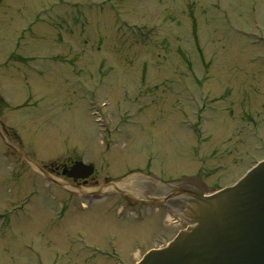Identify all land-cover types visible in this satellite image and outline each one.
Wrapping results in <instances>:
<instances>
[{
  "label": "rangeland",
  "instance_id": "374dc122",
  "mask_svg": "<svg viewBox=\"0 0 264 264\" xmlns=\"http://www.w3.org/2000/svg\"><path fill=\"white\" fill-rule=\"evenodd\" d=\"M0 132V264H136L184 224L18 153L230 187L264 160V0H0Z\"/></svg>",
  "mask_w": 264,
  "mask_h": 264
},
{
  "label": "water",
  "instance_id": "95a60500",
  "mask_svg": "<svg viewBox=\"0 0 264 264\" xmlns=\"http://www.w3.org/2000/svg\"><path fill=\"white\" fill-rule=\"evenodd\" d=\"M18 155L48 182L73 188L50 177L22 154ZM93 173L92 166L76 162L67 170L66 176L73 180H86ZM139 174L151 177L134 172L119 179L121 181L110 182L106 188L118 191L117 185L124 179L123 189L133 187L135 181H148L141 179ZM168 184L171 187L179 186L185 193L197 192L188 194L191 197L187 200L188 206L182 214L183 218H179L188 227L165 247L147 253L137 264H264V161L255 165L232 187L210 195H203L199 188L188 182ZM98 187L87 189L95 190ZM152 193L151 189H147V195Z\"/></svg>",
  "mask_w": 264,
  "mask_h": 264
},
{
  "label": "flooded vegetation",
  "instance_id": "af4514ba",
  "mask_svg": "<svg viewBox=\"0 0 264 264\" xmlns=\"http://www.w3.org/2000/svg\"><path fill=\"white\" fill-rule=\"evenodd\" d=\"M71 164L72 163L61 165L60 167H52L47 169V172L57 179H62V182L71 185L73 189H68V191L79 194L83 199H88V202L108 196H120L134 204L137 202H142L154 205L155 208L159 210H165L166 214H171L173 216L175 215L176 217H179L188 206L187 200L189 201L190 197L185 195L184 190L179 188V186L171 187L170 189L168 184L161 178H154L152 176L144 177L142 174H139V177L148 181L144 183H141L140 181V183H136L137 181H135L133 187L128 186L126 189L122 188L117 191L106 188V186L110 183L105 182L103 185L98 187L102 188L100 191L88 190V184H91V187L94 186L95 171L94 174L86 180H73L72 178H68L66 176L67 170L70 168ZM63 173H65V175ZM147 189H151L153 193L147 195ZM151 249L153 248H150L149 250ZM100 255L105 257L119 256V254H117L115 251H112L111 253L102 252ZM141 256H143V254H141Z\"/></svg>",
  "mask_w": 264,
  "mask_h": 264
}]
</instances>
